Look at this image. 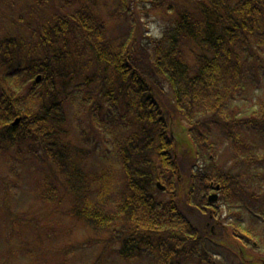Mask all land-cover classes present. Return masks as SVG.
Listing matches in <instances>:
<instances>
[{
  "label": "trees",
  "instance_id": "16d2710c",
  "mask_svg": "<svg viewBox=\"0 0 264 264\" xmlns=\"http://www.w3.org/2000/svg\"><path fill=\"white\" fill-rule=\"evenodd\" d=\"M99 2L106 6L100 0H62L58 4L73 9L49 17L47 0H0L6 14L16 15L10 17L15 30L9 29L15 36L0 37V160L11 157L21 165L26 153L34 157L40 174L36 195L54 204L68 199L72 215L106 234L105 247L119 243V257L146 250L154 264H207L211 252L204 239L213 234L201 220L207 217L204 203L211 204L209 181L219 184L223 199L241 185L226 172L199 164L186 181L176 170L177 150L194 151L197 158L196 145L199 151L213 145L216 130L218 140L237 143L233 156L248 163L264 160V91L247 95L264 87V0H117L116 10L129 14L132 24L121 40L110 38L106 28L118 13L108 10L103 17ZM142 8L162 13L157 34L139 33ZM21 73L34 77L22 98L15 92L22 85L10 80ZM71 83L85 89L89 113L122 105L130 115L122 123L126 139L116 142L125 180L115 211L106 198L113 172L71 169L64 147L59 152L50 142L56 128L66 127L62 91ZM238 94L246 106L230 103ZM225 101L228 115L221 109ZM182 119L189 141L171 133V125ZM14 170L11 162L9 173ZM157 180L175 186L165 200L158 198L168 192L157 188ZM1 183L10 178L0 174ZM244 187L255 188L248 196L261 198L262 215L264 165L252 169ZM0 204L13 215L1 196ZM156 213L177 224L167 228L162 224L168 219L151 217Z\"/></svg>",
  "mask_w": 264,
  "mask_h": 264
},
{
  "label": "rangeland",
  "instance_id": "374dc122",
  "mask_svg": "<svg viewBox=\"0 0 264 264\" xmlns=\"http://www.w3.org/2000/svg\"><path fill=\"white\" fill-rule=\"evenodd\" d=\"M59 1L62 0H47V10H44L47 16L51 17L53 13H65L73 9L58 4ZM100 1L106 2V6L99 2L103 17H107L108 10H114V15L118 13L112 18L114 21H110L106 28L110 38L121 40L128 32L129 27L132 26L129 23V14L116 10L119 8L117 0ZM51 3L55 6L53 9H51ZM141 11L142 13H139L140 21L137 22L140 27L139 33L142 36L145 33L148 35L157 34L158 27L161 23L163 24L162 13L158 12L154 15L152 11L143 8ZM15 16L6 14L5 8L0 5V37L15 36L9 30H15L10 19ZM80 47H82L81 43ZM31 79L34 77H26L22 73L14 74L11 77V81L20 82L22 85L15 87V92L19 97L22 98ZM74 86V83H71L62 91L66 95V100L63 103L66 127L65 129L56 128V134L52 136L50 142L57 144L59 152L63 151L64 147L65 153L68 154L65 164L71 169H79L84 173L106 169L113 172L110 177L111 187L107 191L106 198L111 199L107 202V207L115 211L118 198L123 191L122 178L124 179L118 152L119 145H116V142L122 137L124 140L126 139L128 130L123 127L122 123L125 124L130 119V115L124 111L122 105H110L106 109L104 108L101 115L98 111L89 113L87 105L83 103L86 98L85 89L83 87L74 88ZM262 91H264V87L249 91L247 95L255 96ZM27 101L28 99H26V103ZM230 103H236L239 107H244L247 104L243 100V95L240 94L235 100H230ZM21 105L25 108L22 102ZM226 105L225 101L221 109L224 110L225 115H228L231 107ZM124 112L125 114H123ZM234 124L241 125L237 122ZM35 132L38 134L36 129ZM173 132L177 134L178 138L189 141V134L183 119L180 123L171 125V133ZM218 134L216 130L212 131L210 139L213 145L207 144L200 151L198 150L200 145H196L197 158L194 157V151L181 155V151L176 149L178 152L176 170L181 169L186 181L187 174L190 171H195L196 165L199 164L207 170H211L212 167L213 170L224 171L228 177L233 178L241 185L240 187L235 185L234 193L231 196H226L225 199L222 197L223 192L218 189L217 199L211 204L204 203L207 208L203 207V214L206 213L207 217L202 218V227H206L205 230L207 229L213 234L212 238L204 239V241H208L205 247L209 248L211 252L208 256L210 259L206 263L264 264V213L258 214L261 198L249 197L248 195L254 193L255 188L247 191L244 187L252 169L262 167L264 160L262 158L259 161L248 163L244 161L242 155L233 156L232 152L236 151L237 143L235 141L226 142V140L222 142L217 139ZM190 147H192L191 140ZM33 159L34 157L26 153L21 165L13 161L11 157L9 160H0V174L9 177L10 183L15 182L11 185H9L10 183L0 184L1 200L13 212L12 216L8 215L0 204V264H154L153 256L146 250L137 251L131 257L121 258L115 250L119 243L111 242L105 247L102 238L106 234L94 231L82 219L72 215L68 208V199H65L63 204H54L50 200L39 198L36 195V189L37 184L39 185L37 180L40 174ZM11 162L14 164L15 170L9 173ZM63 166L55 164V167L63 168ZM157 181L160 182L162 189H165L164 192H168V188L171 192L175 187L170 182ZM210 181H212V188H215L214 181ZM185 190L186 188L181 186L180 194H183ZM211 190L210 188L206 190V196ZM244 191H247L245 197L241 194ZM168 195L169 192L160 194L158 198L165 200ZM191 199L193 200V197ZM151 217L168 219V222L162 224L167 228H173L177 224L173 221L175 218L169 221L170 217L165 213L152 214ZM13 218L18 219V223H14ZM239 228H243L244 231ZM165 249L166 243L163 244L162 251ZM5 258L8 262L5 261Z\"/></svg>",
  "mask_w": 264,
  "mask_h": 264
},
{
  "label": "water",
  "instance_id": "95a60500",
  "mask_svg": "<svg viewBox=\"0 0 264 264\" xmlns=\"http://www.w3.org/2000/svg\"><path fill=\"white\" fill-rule=\"evenodd\" d=\"M40 76H37L36 77V80H39ZM18 121V118H16L14 121H13V124L16 123ZM157 185L159 186V188H161V186L159 185V183H157ZM217 187V186H216ZM217 197V195L215 193L209 195L208 199L209 201H212V200H215Z\"/></svg>",
  "mask_w": 264,
  "mask_h": 264
}]
</instances>
